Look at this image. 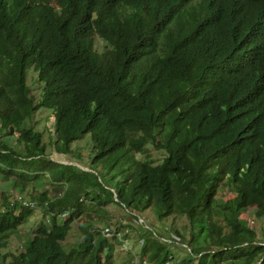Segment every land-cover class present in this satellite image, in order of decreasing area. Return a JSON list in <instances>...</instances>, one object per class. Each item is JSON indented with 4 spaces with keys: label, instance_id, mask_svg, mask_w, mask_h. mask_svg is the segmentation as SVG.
I'll return each mask as SVG.
<instances>
[{
    "label": "trees",
    "instance_id": "16d2710c",
    "mask_svg": "<svg viewBox=\"0 0 264 264\" xmlns=\"http://www.w3.org/2000/svg\"><path fill=\"white\" fill-rule=\"evenodd\" d=\"M0 136V264H117L110 205L146 225L125 264H173V246L180 264H264V0H0Z\"/></svg>",
    "mask_w": 264,
    "mask_h": 264
},
{
    "label": "rangeland",
    "instance_id": "374dc122",
    "mask_svg": "<svg viewBox=\"0 0 264 264\" xmlns=\"http://www.w3.org/2000/svg\"><path fill=\"white\" fill-rule=\"evenodd\" d=\"M101 42L102 41L98 40V43H99L98 49L100 51L103 50V45L101 44ZM28 82H29V86L32 88L33 93L34 94L36 93L37 98H39L43 85L39 82L37 72H35L34 69L32 68L28 72ZM36 119L39 121V125H41L42 127L45 126L47 128L48 132H51V133L54 132V129H53L54 117L51 115L50 110L46 109V110H42L38 112V114L36 115ZM47 139H48V136H47ZM73 148L75 150L77 148L78 150L80 149V153L82 154V157L84 158V162L86 163L90 162V157H91L90 151L92 149V145L88 138L79 141L78 145H76ZM147 156H149V160L151 161V163L156 165L162 162L165 155L162 152L157 151L154 147L149 146L145 154L139 155L138 158L141 160H144V159L147 160L146 159ZM52 159L62 164L79 165L78 161L73 159L71 156L59 154L56 151H53ZM81 168L88 170L86 167H83V166ZM3 184H2L1 177H0V192L4 188ZM45 189L46 187L43 186L40 188V191L43 192L45 191ZM224 191H225L224 192L225 196L223 195V197L226 199H231L235 196L233 193L229 192L226 189ZM108 210L110 213L109 215L112 217V220H113L111 223V227L106 228V229H109L111 232L109 236H107L108 239L112 241V239L115 236L119 237L124 234H128L127 238L129 240L127 249H125V246L127 243H125L124 241H122L123 244L121 246H117L116 248L117 250L115 252V256H116L115 262L117 264H125V263H132V262L137 263V260H135L134 252H138V249H140V246L142 243V238H141L142 231L140 229H141V226L144 227L146 225H144L141 220L136 221V220H133L130 217V215H124L120 211V208H118L117 206L110 205L108 206ZM34 214L35 215L31 218L28 224L23 226V229H22L23 234L20 235L19 238L18 237L13 238L14 244L16 245L19 244L20 240L24 242L26 239V236L30 233H33L34 230L40 225V223L42 222L40 213L37 212ZM141 216H143V218L145 219L146 224L151 229H154L155 232L159 233L160 236H163L166 234H169V235L173 234L172 236H176L171 230V228L168 231H166V226L171 227L172 221L170 219H167L166 221H160L155 217L154 213L152 216V213L149 211L145 212L144 214H141ZM239 216L243 218L249 226H252L254 222L259 225L261 224V220H259L256 216L255 208H251L246 211H243L240 213ZM121 224L126 226V229H128V233L126 232V229L123 230V228L120 227ZM128 224H132L134 225V227L127 228ZM185 224H186L185 220L179 218L175 220L174 226L176 228H181V227H185ZM118 228H121L120 231L123 230L122 232L123 234L122 233H120L119 235L115 234ZM258 232L259 234H261L260 230H258ZM260 237L261 236L259 235V239H261ZM79 242H80L79 231L77 227H75V229L71 232L66 242L64 243V247L66 250H70L74 246H77ZM171 249H172L174 256L176 257V262H174L173 264H180L183 260H186V261L188 260L187 251H185L183 248L179 246H173ZM196 263H197V259H194L189 264H196ZM143 264H146V263H143Z\"/></svg>",
    "mask_w": 264,
    "mask_h": 264
},
{
    "label": "built area",
    "instance_id": "2783aa9c",
    "mask_svg": "<svg viewBox=\"0 0 264 264\" xmlns=\"http://www.w3.org/2000/svg\"><path fill=\"white\" fill-rule=\"evenodd\" d=\"M1 137V136H0ZM142 221V220H141ZM127 233H128V231H126ZM111 232L108 230V229H105L104 230V234H105V236H106V238H108L107 236H109V234H110ZM119 235V234H118ZM118 237V236H117ZM119 238V240L122 242V241H124L125 243H128V240H125V239H123V235L122 236H119L118 237ZM173 238L177 241V242H179V238H177V236H173ZM123 243V242H122ZM125 249H127V244H126V246H125ZM145 263V262H144ZM147 264V263H146Z\"/></svg>",
    "mask_w": 264,
    "mask_h": 264
},
{
    "label": "clouds",
    "instance_id": "9594fccd",
    "mask_svg": "<svg viewBox=\"0 0 264 264\" xmlns=\"http://www.w3.org/2000/svg\"><path fill=\"white\" fill-rule=\"evenodd\" d=\"M122 234H123V233H122ZM125 235H126V234H124V235H123V238H124V236H125ZM125 240H128V238H127V239H125ZM119 241H120V240H119ZM122 244H123V243H122ZM127 248H128V245H127ZM145 263H146V262H145ZM142 264H143V263H142Z\"/></svg>",
    "mask_w": 264,
    "mask_h": 264
}]
</instances>
